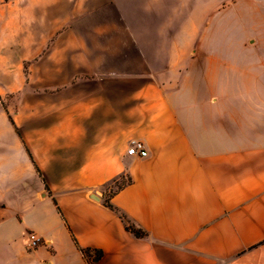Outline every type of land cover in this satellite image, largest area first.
I'll return each instance as SVG.
<instances>
[{"label": "crops", "instance_id": "crops-1", "mask_svg": "<svg viewBox=\"0 0 264 264\" xmlns=\"http://www.w3.org/2000/svg\"><path fill=\"white\" fill-rule=\"evenodd\" d=\"M245 9L264 33V0H0V264H89L72 235L95 264H264V34L215 43Z\"/></svg>", "mask_w": 264, "mask_h": 264}, {"label": "rangeland", "instance_id": "rangeland-1", "mask_svg": "<svg viewBox=\"0 0 264 264\" xmlns=\"http://www.w3.org/2000/svg\"><path fill=\"white\" fill-rule=\"evenodd\" d=\"M244 12H245L244 19L248 20L247 23H249V25H247V24L229 25L226 28L224 27V30L221 31V33H220L221 35H218V39L216 40L215 43L218 44L219 46L222 45L223 49L224 48L240 49V47L238 46L239 41L243 38V36L245 34H252L253 32L264 34L261 29L259 31L257 30L259 28L258 27L259 25H257V26H254V24L252 25L254 18L257 17V11H255L254 9H245ZM195 44H198V43H195ZM183 45H184V43H181V47ZM122 181L123 180H119L118 183H121ZM125 181H127L126 178H125ZM113 187H114V185L110 186L109 189L114 191ZM107 194L109 195L110 193L107 192ZM41 242H42V240H41Z\"/></svg>", "mask_w": 264, "mask_h": 264}, {"label": "trees", "instance_id": "trees-1", "mask_svg": "<svg viewBox=\"0 0 264 264\" xmlns=\"http://www.w3.org/2000/svg\"><path fill=\"white\" fill-rule=\"evenodd\" d=\"M120 180H123L121 183H118V181H116V185H117V189L122 188L123 186H125L127 183H129L131 180H127L125 181V177H121ZM115 191H112L109 189V195H107V199H106V205L109 206L110 208H112L113 210H115L119 216L124 220L125 224H126V228L131 231L133 234H135V236L139 237V238H143L146 237L148 235L147 231H145L144 229H142L141 227H138L135 223H133L132 221H130L123 213L120 212V210L115 207L113 205V203L110 200V197L112 196V194H114ZM73 241L75 242L77 248L81 251V253L83 254V256L87 259V261L89 262V264H95L98 260H100L103 256L104 253L102 250L100 249H91V248H83L78 244L77 239L72 235Z\"/></svg>", "mask_w": 264, "mask_h": 264}, {"label": "built area", "instance_id": "built-area-1", "mask_svg": "<svg viewBox=\"0 0 264 264\" xmlns=\"http://www.w3.org/2000/svg\"><path fill=\"white\" fill-rule=\"evenodd\" d=\"M128 153L130 155H136L141 157H145L148 155V151L145 147L144 142L139 140L132 141L131 146L128 149ZM40 244H42L41 239L37 235L31 234L30 248L38 247Z\"/></svg>", "mask_w": 264, "mask_h": 264}, {"label": "water", "instance_id": "water-1", "mask_svg": "<svg viewBox=\"0 0 264 264\" xmlns=\"http://www.w3.org/2000/svg\"><path fill=\"white\" fill-rule=\"evenodd\" d=\"M95 197V196H94Z\"/></svg>", "mask_w": 264, "mask_h": 264}]
</instances>
